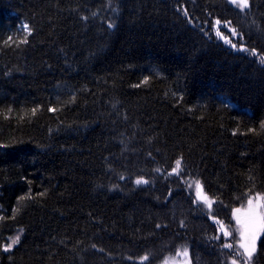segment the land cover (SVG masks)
Wrapping results in <instances>:
<instances>
[{
	"label": "trees",
	"instance_id": "obj_1",
	"mask_svg": "<svg viewBox=\"0 0 264 264\" xmlns=\"http://www.w3.org/2000/svg\"><path fill=\"white\" fill-rule=\"evenodd\" d=\"M198 181L264 196V0H0V264H227Z\"/></svg>",
	"mask_w": 264,
	"mask_h": 264
},
{
	"label": "snow or ice",
	"instance_id": "obj_2",
	"mask_svg": "<svg viewBox=\"0 0 264 264\" xmlns=\"http://www.w3.org/2000/svg\"><path fill=\"white\" fill-rule=\"evenodd\" d=\"M229 2L232 4V5H236L238 8H240L241 11H244V10H251V7H252V2L253 0H229ZM183 11L184 15L187 16L188 13H187V10L186 9H178V11ZM83 19H87V17H84ZM189 23H191V19H189ZM216 25H219L221 23L220 20H216ZM230 23V22H228ZM115 27V23L113 21H110L107 23V28L108 29H114ZM22 29L27 31L28 35H32V30L31 28L29 27V24L27 23H24L22 25ZM233 34H235V30L233 29ZM221 33L219 31H217V35H220ZM241 39H243V36L241 34ZM9 40H11V37H9ZM21 43H27V40H23L21 41ZM228 43L231 44V48L233 49H237V45L235 43H231V41H228ZM238 51H248L247 48L244 47L243 44H241V46L239 47V49H237ZM252 52L253 54L255 53V49H252ZM147 82V77H145V80H144V83ZM140 85L137 84L135 85V87H139ZM36 109H33V112L35 113ZM48 111L49 112H55L57 111L56 108H48ZM149 157L152 156L151 152H149ZM182 157L180 158H177L175 160V164H176V167L172 168L171 169V172L169 173L170 175L171 174H179V169H180V166H181V163H182ZM155 171L157 173H159L161 171L160 168H157L155 169ZM121 180H124L125 177L124 176H121L120 177ZM149 184V181L144 179L143 176H139L137 179H135V185L137 186H140V185H148ZM197 196L198 198H202L203 200L207 201L208 200V197L206 195H202V185L200 184V182L198 181L197 182ZM259 195V194H258ZM172 196V191L169 190L168 192V197H171ZM261 199H264V197H260ZM167 202V201H166ZM253 203V200L250 198L248 200V204L251 205ZM209 207H211V203H209ZM234 212H238L239 209H235L233 210ZM239 222V221H238ZM156 229H160L162 227L166 228L167 225H161V224H156L155 225ZM180 227H184V221H180ZM223 224H221V229H223ZM261 234H264V224H262L261 228L258 229L257 231H254L253 233H251V235H249L247 233V231H241V238H240V242H239V247L241 249H243L242 252H239L237 251L235 253V256H238V257H242L243 260H244V264H252V258L254 257V255L257 253L258 251V248L261 244ZM224 235L225 236H230L231 233L228 232V231H225L224 232ZM220 237H215V239H219ZM20 239H21V236L20 235H16L14 238H12L10 240L9 243H7L6 245H4L2 248H0V251H3V252H9V251H12L14 246H17L19 243H20ZM93 247H95V245H93ZM224 247L228 248V249H232L233 245L231 243L229 244H225ZM185 254L186 251H185ZM129 260L132 259V257H128ZM149 259V257L147 255L143 256L140 258L141 260V264L143 261H147ZM231 264H239V261L237 259H232V262Z\"/></svg>",
	"mask_w": 264,
	"mask_h": 264
},
{
	"label": "rangeland",
	"instance_id": "obj_3",
	"mask_svg": "<svg viewBox=\"0 0 264 264\" xmlns=\"http://www.w3.org/2000/svg\"><path fill=\"white\" fill-rule=\"evenodd\" d=\"M237 7L236 5H234ZM238 8V7H237ZM240 9V8H238ZM222 25L220 23L219 25H216L215 23V33L217 35V31H219L221 34L217 35L219 39H221L226 45L231 46L228 41H231L230 36L224 35L219 27ZM228 32L232 34V30L230 28H227ZM232 43V42H231ZM197 183L194 184L195 186V195L198 201H200L204 207L209 212L210 218L212 221L217 225L218 231L220 234H222L225 238H228L229 240H233V247L229 250V257L227 259V264H231L232 259H237L239 261V264H244V260L242 257L233 256L231 254H235L237 251L242 252L243 249L239 247V242L241 238V231H247L249 235L253 233L254 231H257L261 228L262 224H264V199H261L260 197H264L262 194H255L250 196L246 202L239 208L238 212H233V226L230 227L228 224L218 221L215 217L212 216L211 210H212V201L211 199L204 194L202 191V195H206L208 197V200L205 201L202 198H198L197 196ZM253 200V203L251 205L248 204L249 199ZM209 203H211V207H209ZM239 221V222H238ZM221 224H223V229H221ZM228 231L231 233L230 236H225L224 232ZM263 234H261L262 237ZM260 237V239H261ZM231 250V251H230ZM185 251L187 254H185ZM253 259V258H252ZM161 264H192L191 258H190V252L188 248L181 249L176 255L167 257Z\"/></svg>",
	"mask_w": 264,
	"mask_h": 264
}]
</instances>
